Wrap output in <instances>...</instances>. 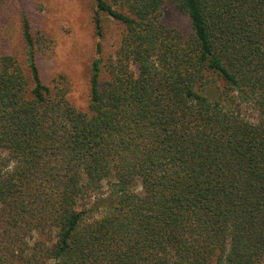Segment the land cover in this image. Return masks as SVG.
<instances>
[{
    "label": "trees",
    "instance_id": "1",
    "mask_svg": "<svg viewBox=\"0 0 264 264\" xmlns=\"http://www.w3.org/2000/svg\"><path fill=\"white\" fill-rule=\"evenodd\" d=\"M167 1L95 0L127 30L88 111L26 21V67L0 55V264L263 263L264 0H170L189 35Z\"/></svg>",
    "mask_w": 264,
    "mask_h": 264
},
{
    "label": "rangeland",
    "instance_id": "2",
    "mask_svg": "<svg viewBox=\"0 0 264 264\" xmlns=\"http://www.w3.org/2000/svg\"><path fill=\"white\" fill-rule=\"evenodd\" d=\"M114 6L119 7V4ZM160 20L185 35L193 32L188 16L178 11L170 0L163 7ZM25 21L30 27L42 81L64 87L70 102L88 111L93 62L100 57L107 62L117 56L126 25L107 12L97 10L95 0H0V55H12L24 67L27 59ZM208 92L213 97L217 95L215 89ZM255 115L253 110L247 109L248 118ZM140 184V181L134 182L137 192L142 189ZM93 200L94 197L87 201V207H92ZM103 211L95 207L87 215L100 217Z\"/></svg>",
    "mask_w": 264,
    "mask_h": 264
}]
</instances>
